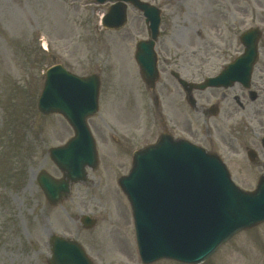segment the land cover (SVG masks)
I'll return each mask as SVG.
<instances>
[{"label": "rangeland", "instance_id": "obj_1", "mask_svg": "<svg viewBox=\"0 0 264 264\" xmlns=\"http://www.w3.org/2000/svg\"><path fill=\"white\" fill-rule=\"evenodd\" d=\"M146 1L163 10L161 45L173 50L159 63L161 81L156 86L166 88L160 96L163 119L177 126L179 134L187 131L214 147L234 181L254 188L251 167L242 166L236 141L241 115L235 90L195 93L201 107L223 100L220 112L208 118L192 112L177 89L165 92L173 87L171 71L183 77L189 71L186 77L199 82L234 59L243 49L239 34L255 25L264 27V0ZM110 5L95 0H0V264H48L52 234L76 238L95 264H143L131 208L117 180L128 173L130 157L124 153L154 142L158 132L157 112L147 110L154 96L141 82L134 58L136 44L148 38V30L143 15L131 5L125 28L104 29L101 20ZM260 48L264 60V36ZM56 64L102 77L100 114L90 121L102 160L87 183L75 185L61 205L51 206L36 176L41 169L61 176L48 151L73 136L61 115L44 116L37 106L44 73ZM205 123L216 134L203 132ZM115 139L121 141V151ZM122 140L131 141V146ZM83 214L97 219L94 228L82 227ZM205 264H264V224L234 237Z\"/></svg>", "mask_w": 264, "mask_h": 264}, {"label": "water", "instance_id": "obj_2", "mask_svg": "<svg viewBox=\"0 0 264 264\" xmlns=\"http://www.w3.org/2000/svg\"><path fill=\"white\" fill-rule=\"evenodd\" d=\"M115 4L103 19L109 29H121L127 21L131 3L144 12L153 40L138 43L136 60L147 83L157 77L154 40L160 25V10L141 0H97ZM259 32L243 36L246 53L207 86H228L236 70L249 80L257 60ZM232 78V79H231ZM100 81L95 75L82 78L55 66L46 73L39 110L59 113L73 126L75 137L65 146L50 150L54 163L63 171L64 180L46 172L38 181L50 204H58L69 192V182L85 179V168H97L98 157L87 119L98 112ZM164 136L158 144L135 155L130 174L120 180L135 218L137 239L144 263L172 258L200 263L238 232L264 222V176L254 193L237 187L219 157L187 142H171ZM86 228L95 223L82 220ZM49 264H92L74 240L53 236Z\"/></svg>", "mask_w": 264, "mask_h": 264}, {"label": "flooded vegetation", "instance_id": "obj_3", "mask_svg": "<svg viewBox=\"0 0 264 264\" xmlns=\"http://www.w3.org/2000/svg\"><path fill=\"white\" fill-rule=\"evenodd\" d=\"M169 51H170L169 48L162 47L161 45L159 56L164 58L165 56L168 55ZM170 52H169L168 58L170 56ZM177 52L179 51L177 50ZM172 72L173 71H171V73ZM187 73H191V72L187 71ZM187 73L186 71L184 72L186 76H187ZM171 76L173 77L172 78L173 83L171 82L172 80L170 82L168 80L167 81L169 82L170 87L171 86L173 87L167 89V92H165L166 95L173 94V93L180 91L179 93L184 96V102L188 103V100L186 102L187 96H186L185 91L179 85L176 78H174L173 75ZM186 76L183 78L189 82H195L193 78L186 77ZM174 88L177 89L178 91L176 90V92H173L172 90ZM165 89L166 88H163L160 90L157 89V92L159 93L160 96H163L161 93ZM193 94H195V92ZM160 96H157V99H156V112H157V118H158L157 119L158 135H160V133L164 130H169L175 137H178L179 135L177 132L178 130L177 126L168 128L165 124H163V115H162L163 107L161 104L162 98L161 99L159 98ZM235 101H236L237 108L239 109L238 112L241 115L239 118L240 122L238 124L239 126L237 129V133L239 135L238 143H240L239 147L241 149L240 158L241 160H243L242 166L251 167L250 173L254 176V178H258L263 173V163H264V149L262 146V142L264 140V60H262L261 52H260V58L254 69L251 88L246 89L242 85H238V90H237ZM168 103L171 105V102L168 101ZM190 107L189 108L192 110V112L197 110L201 114L210 117V113H211L210 107H201L200 105H198V102H196V104L191 103ZM125 136L126 138L130 137V135L127 133L125 134ZM114 141L115 142L113 144L116 145L117 143V147L118 145L121 144L120 140L115 139ZM122 143L129 145L131 141L122 140ZM137 148L139 149L140 147L138 146V147L130 148L129 152H127L126 150H123V151H126V153H124L125 156L127 158L129 157L131 158L134 150ZM117 150L121 151V148L118 147Z\"/></svg>", "mask_w": 264, "mask_h": 264}]
</instances>
